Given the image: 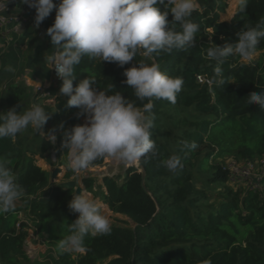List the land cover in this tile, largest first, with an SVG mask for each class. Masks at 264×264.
I'll return each mask as SVG.
<instances>
[{
    "label": "trees",
    "instance_id": "trees-1",
    "mask_svg": "<svg viewBox=\"0 0 264 264\" xmlns=\"http://www.w3.org/2000/svg\"><path fill=\"white\" fill-rule=\"evenodd\" d=\"M53 2L59 4L60 0ZM197 4L191 16L200 26L195 47L152 54L162 72L184 80L174 105L167 100L153 101L154 152L122 173L100 179L80 177L93 199L112 213L128 217L133 225H111L110 235L86 237L83 252L61 255L56 250L78 218V213L68 208L75 185L52 182L50 172L37 158L50 166L63 165L52 160L51 152L58 158L67 150L63 146L65 133L82 125L84 116L78 115L80 109L66 106L69 97L60 93L62 80L48 87L51 97L43 98H52V103H40L25 83L5 87L0 113L17 104V112L28 110L31 102L39 104L51 114L43 130L46 134L54 130L56 140L45 139L31 127L15 139H0V159L7 161L24 189L14 210L0 215V264H203L206 260L211 264H264V175L258 185L232 182L223 162L228 157L236 163H251L258 172L264 169V110L246 103L250 93L264 91V40L257 50L262 59L250 63L235 56L217 65L207 58L206 51L214 44L234 43L244 25L264 27V0H249L245 14L238 12L237 3L228 21L221 18L225 0H197ZM157 7L165 10L163 5ZM172 19L169 12L168 20ZM53 23L45 19L48 57L58 51L47 35ZM140 62L151 63L152 59L138 53L120 67L84 57L75 66L74 87L91 77L106 94L119 91L142 107L133 89L123 83L124 70ZM41 64L43 76L48 78L50 70L45 62ZM217 66L222 77H215ZM198 76L208 82H200ZM193 141L198 144L196 150L184 147V142ZM172 155L180 157L184 165L176 174L161 163ZM75 174L65 164L62 178L68 180ZM30 234L45 247L41 259L30 258L25 251Z\"/></svg>",
    "mask_w": 264,
    "mask_h": 264
},
{
    "label": "clouds",
    "instance_id": "clouds-1",
    "mask_svg": "<svg viewBox=\"0 0 264 264\" xmlns=\"http://www.w3.org/2000/svg\"><path fill=\"white\" fill-rule=\"evenodd\" d=\"M9 2L7 0L0 11ZM19 3L35 9L36 27L55 9V20L47 29V35L58 51L50 55L48 61L62 80L60 93L69 97L66 106L80 109L78 115L85 117V123L65 133L63 146L67 149V168L80 173L105 157L130 164L154 152L156 143L151 138L155 120L153 101L167 100L174 105L184 80L162 72L152 54H170L173 49L195 47L200 26L191 16L198 7L197 0H60L59 4H54L53 0H19ZM248 3L249 0H238L240 14L246 13ZM157 4L163 5L165 10L161 12ZM169 12L173 17L171 21L168 20ZM236 36L234 43H225L222 47L214 44L207 48V58L215 60L217 65L235 56L252 61L264 40V27L244 25ZM138 53L152 62H140L138 66L126 68L123 83L133 89L142 107L119 91L106 94L91 77L81 79L74 87L75 66L84 57L115 62L123 67ZM214 72L215 77H222L219 66ZM246 103L257 104L264 110V91L250 93ZM19 107L17 104L0 113V139H15L31 127L55 142L54 130L47 134L43 131L51 114L39 104H33L24 112H17ZM184 147L194 151L198 144L184 142ZM161 163L173 174L184 167L177 155L165 158ZM17 181L7 161L0 159V215L14 210L16 202L23 197L24 189ZM68 208L72 213H78V218L71 223L70 234L58 241L56 250L59 254L83 252L86 237L111 234V221L97 200L75 191ZM203 264L211 262L206 260Z\"/></svg>",
    "mask_w": 264,
    "mask_h": 264
},
{
    "label": "crops",
    "instance_id": "crops-1",
    "mask_svg": "<svg viewBox=\"0 0 264 264\" xmlns=\"http://www.w3.org/2000/svg\"><path fill=\"white\" fill-rule=\"evenodd\" d=\"M8 13L19 15L24 18V21L19 23L17 32H10L6 35L0 32V111L5 105L3 94L8 84L16 81L18 83L20 80V82L24 81L28 85L25 81H31L32 88L35 84L48 80L43 76L42 61L50 70V62L44 49L45 20L36 27L34 22L35 9L29 8L26 4H20L19 0L13 2ZM47 20L49 22L55 20V9L47 17ZM6 68L11 70H5ZM49 101L50 103L53 102L52 100ZM33 104L35 103L31 102L30 106ZM103 206L105 205L103 204ZM40 251L42 250L40 249ZM29 257L32 258L30 255Z\"/></svg>",
    "mask_w": 264,
    "mask_h": 264
},
{
    "label": "rangeland",
    "instance_id": "rangeland-1",
    "mask_svg": "<svg viewBox=\"0 0 264 264\" xmlns=\"http://www.w3.org/2000/svg\"><path fill=\"white\" fill-rule=\"evenodd\" d=\"M225 1L227 3V7L225 9L224 14L221 15V18L224 21H228L231 18V16L233 15V12H234L235 7H236V5L238 3V0H225ZM258 59H262L261 51H257L256 56L254 57L253 60H258ZM242 61L243 62H246V63L252 62V61H244L243 59H242ZM49 66H50V64H49ZM45 67H47V66L45 65ZM42 72H43V70H42ZM49 81H50V75L48 76V80L46 82H49ZM18 82H20V80ZM25 82L29 85V87H31V81H25ZM22 83H24V81ZM38 99H41V102L40 103H50L49 100H52L53 101L52 98H49V99H47L45 101L43 99V97H41V96H39ZM82 120L85 123V117H82ZM33 137H34V132L31 135V138H33ZM44 137H45V139L48 140L47 135H45ZM66 152H67V150L64 151V152H62L61 155L58 158H56V156H55V151H52L51 152V158H52V160L54 162H60L63 165L50 166V165H48L47 163H45L40 158H37L38 159V163L43 168L47 169L50 172V175H51V171L54 168H56V167L61 168L62 170L56 174L55 180H53V181L51 180V181L52 182H56V183H58V184H60L62 186H69V185H73L74 186L75 185L74 186V192L76 191L77 194H81L77 190V189H80V191L83 192L84 195L87 196V197H89V198H92V196H91V194L87 193L85 191V189L83 188V185L81 183V178H80L81 176H83V175H90L92 177H96L97 179H100L104 175H112V174L122 173L123 170L126 167H128L130 165H135L136 166V164H137V162H133V163H130V164H124V163H122L120 161H117V160H114V159H112L110 157H105V158H103V161H102L101 164L95 165V166H90L88 169L84 170L83 172L76 173L70 179L66 180V179H63L62 178V176L64 174V166H65V164H67ZM218 161H221V160H218ZM223 162L228 167V165H230L231 163H233V160L231 158H228L227 157L226 159L223 160ZM237 165L238 166H244L245 164L242 161H239V163ZM254 174L257 175L256 172ZM100 204L102 205V211H103V213L109 217V219L111 221V225H118V226H122V227H127V226L130 227V226L133 225V223L131 222V220L128 217H126V216H124L122 214L112 213L106 206H103V204L101 202H100ZM40 246H42V247H40ZM40 249L42 251H40ZM44 250H45V247L41 243V241L37 238V236L36 235H33V234H30L28 236V238L26 240V244H25V251H26V253L28 255H30L32 258H36V259L39 258V259H41V255L43 254Z\"/></svg>",
    "mask_w": 264,
    "mask_h": 264
},
{
    "label": "built area",
    "instance_id": "built-area-1",
    "mask_svg": "<svg viewBox=\"0 0 264 264\" xmlns=\"http://www.w3.org/2000/svg\"><path fill=\"white\" fill-rule=\"evenodd\" d=\"M15 0H10L3 11H0V32L2 34H8L10 32H17L19 29V23L24 21V18L19 15L9 14L8 11ZM7 3V0H0V8ZM53 65L50 63V81L44 83L35 84L32 89L35 94L43 98L51 97L48 91L49 86H56L61 79L58 78ZM200 82L207 81L204 77H197ZM208 82V81H207ZM49 140V139H48ZM238 163L233 161L228 165L229 179L232 182H240L244 185H258L257 181L262 175H264V169L257 171L253 164L248 163L244 166H238ZM257 173L254 174V173Z\"/></svg>",
    "mask_w": 264,
    "mask_h": 264
},
{
    "label": "water",
    "instance_id": "water-1",
    "mask_svg": "<svg viewBox=\"0 0 264 264\" xmlns=\"http://www.w3.org/2000/svg\"><path fill=\"white\" fill-rule=\"evenodd\" d=\"M137 165H138V161H137L136 166H137ZM61 170H62L61 168L56 167V168H54V169L51 171V175H50V177H51V180H52V181L55 180L56 174H57L58 172H60Z\"/></svg>",
    "mask_w": 264,
    "mask_h": 264
},
{
    "label": "bare ground",
    "instance_id": "bare-ground-1",
    "mask_svg": "<svg viewBox=\"0 0 264 264\" xmlns=\"http://www.w3.org/2000/svg\"><path fill=\"white\" fill-rule=\"evenodd\" d=\"M232 5H233V4H232ZM232 10H233V9H232ZM77 190H78L79 193H82V192L80 191V189H77ZM76 193H77V192H76Z\"/></svg>",
    "mask_w": 264,
    "mask_h": 264
}]
</instances>
